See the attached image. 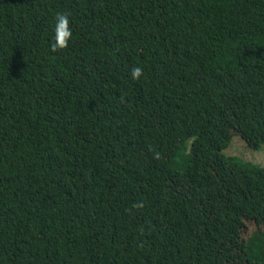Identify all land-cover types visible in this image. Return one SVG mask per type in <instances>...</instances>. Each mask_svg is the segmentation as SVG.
Returning <instances> with one entry per match:
<instances>
[{
  "label": "trees",
  "instance_id": "trees-1",
  "mask_svg": "<svg viewBox=\"0 0 264 264\" xmlns=\"http://www.w3.org/2000/svg\"><path fill=\"white\" fill-rule=\"evenodd\" d=\"M233 133L264 144V0H0V264H264Z\"/></svg>",
  "mask_w": 264,
  "mask_h": 264
},
{
  "label": "rangeland",
  "instance_id": "rangeland-1",
  "mask_svg": "<svg viewBox=\"0 0 264 264\" xmlns=\"http://www.w3.org/2000/svg\"><path fill=\"white\" fill-rule=\"evenodd\" d=\"M223 153L249 166L264 169V144L261 145L259 150H253L246 145L245 141L237 133H233L230 143L223 150ZM247 225L249 226V231H251L253 223H248Z\"/></svg>",
  "mask_w": 264,
  "mask_h": 264
},
{
  "label": "clouds",
  "instance_id": "clouds-1",
  "mask_svg": "<svg viewBox=\"0 0 264 264\" xmlns=\"http://www.w3.org/2000/svg\"><path fill=\"white\" fill-rule=\"evenodd\" d=\"M69 18L66 14L58 13L55 17V47L63 48L69 42L72 31L69 26ZM142 75V69L136 67L132 70V78L138 79Z\"/></svg>",
  "mask_w": 264,
  "mask_h": 264
}]
</instances>
